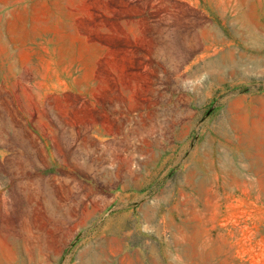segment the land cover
I'll return each mask as SVG.
<instances>
[{
    "label": "rangeland",
    "instance_id": "1",
    "mask_svg": "<svg viewBox=\"0 0 264 264\" xmlns=\"http://www.w3.org/2000/svg\"><path fill=\"white\" fill-rule=\"evenodd\" d=\"M0 264H264V0H0Z\"/></svg>",
    "mask_w": 264,
    "mask_h": 264
},
{
    "label": "bare ground",
    "instance_id": "2",
    "mask_svg": "<svg viewBox=\"0 0 264 264\" xmlns=\"http://www.w3.org/2000/svg\"><path fill=\"white\" fill-rule=\"evenodd\" d=\"M241 9V8H240ZM243 11V10H242ZM242 14V13H241ZM245 151V150H244ZM220 167V166H219ZM209 177V176H208ZM200 179V178H199Z\"/></svg>",
    "mask_w": 264,
    "mask_h": 264
}]
</instances>
